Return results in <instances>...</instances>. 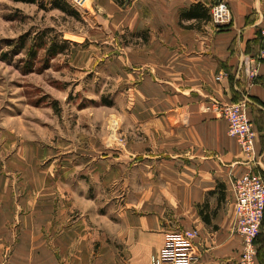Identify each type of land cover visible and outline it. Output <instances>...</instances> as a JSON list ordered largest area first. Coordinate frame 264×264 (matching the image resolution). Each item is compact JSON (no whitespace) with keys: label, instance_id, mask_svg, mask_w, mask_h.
<instances>
[{"label":"crops","instance_id":"crops-1","mask_svg":"<svg viewBox=\"0 0 264 264\" xmlns=\"http://www.w3.org/2000/svg\"><path fill=\"white\" fill-rule=\"evenodd\" d=\"M218 1L119 4L146 44L133 48L127 80L133 84L134 138L127 149L104 156L108 165L100 163L105 183L110 175L122 179V196L66 203L46 185L44 172L32 181L23 173L25 187L17 191L15 171L4 165L0 264H150L166 231L176 227L198 231L195 264H239L234 181L255 165L246 163L227 120L211 103L249 99L257 130L255 170L264 175V0H224L232 21L220 28L210 17L181 23L194 3L210 12ZM75 209L77 217L70 213ZM257 243V264H264V221Z\"/></svg>","mask_w":264,"mask_h":264},{"label":"rangeland","instance_id":"rangeland-1","mask_svg":"<svg viewBox=\"0 0 264 264\" xmlns=\"http://www.w3.org/2000/svg\"><path fill=\"white\" fill-rule=\"evenodd\" d=\"M65 1L77 15L0 0V170L7 164L15 171L17 191L25 187L23 173L32 181L44 172L46 185L66 203L85 202V196L115 200L123 181L110 175L105 183L100 163L134 138L127 80L133 48L146 45L145 34L133 32L115 0ZM44 41L66 49L48 58L45 46L33 57L30 46ZM70 213L78 216L76 209Z\"/></svg>","mask_w":264,"mask_h":264},{"label":"built area","instance_id":"built-area-1","mask_svg":"<svg viewBox=\"0 0 264 264\" xmlns=\"http://www.w3.org/2000/svg\"><path fill=\"white\" fill-rule=\"evenodd\" d=\"M209 13L210 22L216 28L232 21V11L224 0L213 4ZM260 31L264 35V21ZM248 72L253 78L257 76L255 70ZM211 105L217 114L227 120L228 134L238 141L246 163L255 165L234 181V230L241 237L239 264H257V238L264 218V175L255 170L259 162L255 149L257 130L249 114V99L232 103L213 99ZM197 236L196 229L180 227L168 229L162 248L151 257L150 264L197 263L200 260Z\"/></svg>","mask_w":264,"mask_h":264},{"label":"trees","instance_id":"trees-1","mask_svg":"<svg viewBox=\"0 0 264 264\" xmlns=\"http://www.w3.org/2000/svg\"><path fill=\"white\" fill-rule=\"evenodd\" d=\"M16 2H25V3H38L39 6L41 8L47 9V8H59L64 12H72V14L77 15V12L70 9L71 6L68 5V3L65 0H49V2H46L44 0H14ZM118 4L122 5V6H126L128 4L131 3V0H115ZM209 10L201 3H194L189 10H187L186 12L181 14V23L183 24V21L185 19L191 20V19H204V20H209ZM24 41L21 42L20 48H23L24 45L23 44ZM45 46H48L46 49L47 52V57L48 58H53L54 56H56L57 54H59L60 52L65 51L66 49V45H63L57 41H51V43L48 45V43L46 41L39 43L38 45H32L30 46L29 52L30 54H32V56H37L38 51L42 48H45ZM2 58H8L9 56L7 55V53H3L1 54ZM48 60V59H47ZM32 64L33 61H29L28 64H26V68L28 69H32ZM252 119V118H251ZM201 214L204 217V220L207 222L209 221V219L203 214V211L201 212ZM264 221V218H263ZM262 227H263V222H262V226H261V231L262 232ZM259 233V235H260ZM258 235V237H259ZM257 242H258V238H257ZM258 252H259V248H258ZM258 259V256H257Z\"/></svg>","mask_w":264,"mask_h":264}]
</instances>
